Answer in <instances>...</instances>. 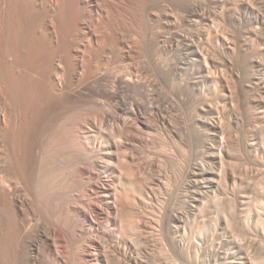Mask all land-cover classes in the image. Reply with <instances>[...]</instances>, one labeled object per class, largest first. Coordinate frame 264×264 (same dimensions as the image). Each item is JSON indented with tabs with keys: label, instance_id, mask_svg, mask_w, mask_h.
Here are the masks:
<instances>
[{
	"label": "bare ground",
	"instance_id": "1",
	"mask_svg": "<svg viewBox=\"0 0 264 264\" xmlns=\"http://www.w3.org/2000/svg\"><path fill=\"white\" fill-rule=\"evenodd\" d=\"M221 260L264 263V0H0V264Z\"/></svg>",
	"mask_w": 264,
	"mask_h": 264
},
{
	"label": "rangeland",
	"instance_id": "2",
	"mask_svg": "<svg viewBox=\"0 0 264 264\" xmlns=\"http://www.w3.org/2000/svg\"><path fill=\"white\" fill-rule=\"evenodd\" d=\"M223 244H225V245H222V246H224V247H222V252L224 251L223 254H222V255H223L222 258H224L225 256H227L228 253L231 254L230 252H232L231 246H230L228 243H223ZM225 246H226V247L229 246V247L226 248ZM227 249H228L229 251H227ZM226 252H228V253H226ZM225 254H226V255H225ZM224 262H225L224 260H221L220 263L223 264ZM242 264H246V262L243 261ZM261 264H264V263H261Z\"/></svg>",
	"mask_w": 264,
	"mask_h": 264
}]
</instances>
